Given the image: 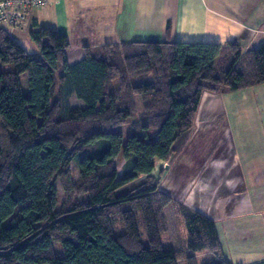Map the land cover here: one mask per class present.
Wrapping results in <instances>:
<instances>
[{
  "label": "trees",
  "instance_id": "trees-1",
  "mask_svg": "<svg viewBox=\"0 0 264 264\" xmlns=\"http://www.w3.org/2000/svg\"><path fill=\"white\" fill-rule=\"evenodd\" d=\"M30 39L39 56L0 28V264H198L202 252L205 264H233L216 222L183 205L186 246L164 248L172 198L151 176L193 130L205 94L264 85V44H106L70 65L67 34L36 26ZM74 97L85 106L73 109Z\"/></svg>",
  "mask_w": 264,
  "mask_h": 264
},
{
  "label": "rangeland",
  "instance_id": "rangeland-1",
  "mask_svg": "<svg viewBox=\"0 0 264 264\" xmlns=\"http://www.w3.org/2000/svg\"><path fill=\"white\" fill-rule=\"evenodd\" d=\"M26 36L33 54L39 56ZM79 49L73 44L69 53ZM27 80L22 76L24 84ZM84 106L76 97L71 101L73 109ZM128 129H121L125 140ZM155 134L151 131L150 137ZM124 164H118L119 176ZM156 165L151 177L172 198L164 211L168 227L164 248L180 252L186 246L187 233L177 213L178 205H183L216 222L223 259L233 264L264 262V89L219 92L205 99L193 130L177 143L170 162L157 161ZM72 174L77 181L78 161L72 164ZM146 183L147 178L142 177L123 192L138 190ZM57 186L62 205L64 192ZM58 256H62L60 248ZM207 260L208 253L197 255L198 264Z\"/></svg>",
  "mask_w": 264,
  "mask_h": 264
},
{
  "label": "crops",
  "instance_id": "crops-1",
  "mask_svg": "<svg viewBox=\"0 0 264 264\" xmlns=\"http://www.w3.org/2000/svg\"><path fill=\"white\" fill-rule=\"evenodd\" d=\"M27 23L25 31L10 35L33 54L26 35L36 26L63 32L71 47L80 48L68 50L70 65L82 61L87 49L98 54L118 43L236 42L247 52L264 44V0H50L32 9Z\"/></svg>",
  "mask_w": 264,
  "mask_h": 264
},
{
  "label": "built area",
  "instance_id": "built-area-1",
  "mask_svg": "<svg viewBox=\"0 0 264 264\" xmlns=\"http://www.w3.org/2000/svg\"><path fill=\"white\" fill-rule=\"evenodd\" d=\"M50 0H0V28L8 32L26 29L28 15L34 8H44Z\"/></svg>",
  "mask_w": 264,
  "mask_h": 264
}]
</instances>
